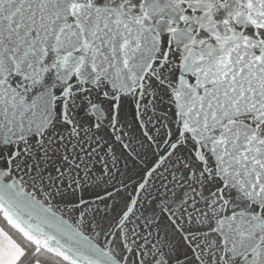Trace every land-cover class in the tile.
<instances>
[{
	"label": "snow or ice",
	"instance_id": "obj_1",
	"mask_svg": "<svg viewBox=\"0 0 264 264\" xmlns=\"http://www.w3.org/2000/svg\"><path fill=\"white\" fill-rule=\"evenodd\" d=\"M0 264H264V0H0Z\"/></svg>",
	"mask_w": 264,
	"mask_h": 264
}]
</instances>
